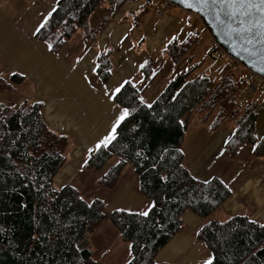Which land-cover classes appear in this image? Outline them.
Masks as SVG:
<instances>
[{
    "label": "trees",
    "instance_id": "16d2710c",
    "mask_svg": "<svg viewBox=\"0 0 264 264\" xmlns=\"http://www.w3.org/2000/svg\"><path fill=\"white\" fill-rule=\"evenodd\" d=\"M124 2L58 0L35 38L55 52L77 33L93 42ZM196 39L170 41L164 53L177 63ZM96 63L100 79L107 81L110 51L100 53ZM231 65L222 68L218 80L206 74L189 78L191 70L177 73L149 102L141 97L144 86L132 81L114 94L129 115L115 140L88 152L84 167L99 169L119 157L100 180L110 186L129 161L140 192L153 206L147 217L118 209L107 216L100 199L86 202L72 185L57 188L54 177L66 162L67 137L47 127L39 101L0 104V264H93L88 236L106 218L131 246L126 264H157L158 251L178 233L185 211L206 217L230 194L219 178L198 179L183 165L181 142L191 113L205 111L206 118L215 111L212 130L234 122L224 145L229 154L245 142L255 143L256 153L264 151V137L257 141L254 133L256 101L239 103L247 82L229 70ZM148 66L141 67L144 76ZM21 79L19 73L9 77L12 84ZM5 87L0 78V89ZM196 238L210 250L213 264H264V224L246 215L206 222Z\"/></svg>",
    "mask_w": 264,
    "mask_h": 264
},
{
    "label": "crops",
    "instance_id": "0c3cea01",
    "mask_svg": "<svg viewBox=\"0 0 264 264\" xmlns=\"http://www.w3.org/2000/svg\"><path fill=\"white\" fill-rule=\"evenodd\" d=\"M57 1L0 0V77L7 80L12 73L23 76L10 86L17 88L12 106L23 101H39L47 127L67 137L66 162L54 177L57 188L72 185L86 202L100 199L107 216L115 209L143 212L151 206V201L140 192L138 176L129 161L123 164L110 186L103 185L100 177L113 164L90 169L84 167V161L123 111L114 100L113 90L125 81H144L141 97L151 101L159 93L157 88L150 91L149 88L153 75L162 66L161 61L168 66L176 64L164 53L166 44L173 40L184 42L190 35L194 38L196 25H202L189 12L174 5L159 14L144 4L124 2L93 42L87 43L77 33L55 52L37 40L35 33ZM208 40L210 45L212 39L208 37ZM108 51L112 74L102 82L96 71V58ZM145 64L149 65L147 76L141 71ZM206 71L209 76L210 71L205 70L204 74ZM213 119L196 127H191L188 120L181 142L183 165L198 179L219 178L230 194L206 217L185 211L178 233L158 251L157 264H204L211 258V252L196 238V231L211 220L224 221L238 214L264 224V151L256 153L253 143L247 162L240 166L235 158L241 155L235 154L245 143L229 154L224 145L231 133L226 131L225 124L212 130ZM256 137L258 141L264 136ZM90 187L96 190L91 191ZM105 220L109 222L108 218ZM108 226L116 236L117 230L109 223ZM117 234L115 239H122Z\"/></svg>",
    "mask_w": 264,
    "mask_h": 264
},
{
    "label": "rangeland",
    "instance_id": "374dc122",
    "mask_svg": "<svg viewBox=\"0 0 264 264\" xmlns=\"http://www.w3.org/2000/svg\"><path fill=\"white\" fill-rule=\"evenodd\" d=\"M196 26L198 28L196 31H200V35L197 39H199L201 43H199V40L198 42L195 41L190 50L181 58L179 62L175 64V67L168 66L167 64H165L164 60H162V66L158 68L156 70V73L153 75L154 79L152 85L149 88V91L152 88H157L156 90L160 91L175 74L187 70H191L189 78H193L198 74H204L205 70H209L210 78H212L213 80H218L220 75L223 73L222 68L228 64H232L231 66H229V70L231 72L234 71L236 75L243 77L245 82H247L245 83V87H248L252 83V80L245 79V77L249 75L248 71L244 69L241 64L234 63L233 58H231L228 54H224L221 60H219L217 57H214V55L209 54V48L212 46V42L210 43V45H208V37L212 39L211 34L208 30L202 28L203 26L201 27L199 24H197ZM0 78L6 84V87L4 89H0V102L7 106H12L11 102H15V91H17V88L14 86L13 89H10L12 82H10L9 78L7 80L3 79L2 77ZM143 83L144 81L140 82L138 85L144 86ZM254 84L256 90L252 91L251 99L256 101V108L258 109V116L255 122L254 132L255 136H257L256 138L258 139L260 136H264V103L262 102L264 93L259 92V89L261 87L264 88V84L259 80H256ZM239 98H241V95L239 96ZM148 100L149 99H147V101ZM144 101L146 102V100ZM214 113L215 111L204 118V116H206L205 111H194L190 115L189 125L191 127H196L197 124H202L207 119L213 118L216 114ZM224 127L227 132L232 133L234 129V122L229 121L225 123ZM252 144V142H245V144L242 145L241 150H239V152L235 154L241 155L239 158L238 156H236L235 158L237 160V163L239 165L241 164L240 166H243V163L247 162L249 156L248 152L251 150V148H253ZM115 161L116 156H112L104 167H109L110 165L114 164ZM92 190L96 189L91 188V191ZM108 223L113 229H115L111 225L110 221ZM108 223L107 220H104L101 224H99V226H97L92 232L89 233V247L93 252V264H126L131 257L129 243L125 242L121 238L119 240V237L115 239L118 235L117 233L119 232H115L116 236L114 234H111L110 231L113 230L109 229ZM102 225H104V227H102ZM123 243L124 245H126L125 247H123ZM104 249L106 251H104Z\"/></svg>",
    "mask_w": 264,
    "mask_h": 264
},
{
    "label": "water",
    "instance_id": "95a60500",
    "mask_svg": "<svg viewBox=\"0 0 264 264\" xmlns=\"http://www.w3.org/2000/svg\"><path fill=\"white\" fill-rule=\"evenodd\" d=\"M169 1L174 6L198 14L211 37L224 48L226 54L264 78V44L259 42L258 36L243 31L248 25H241L242 17L233 18L229 15L233 10L225 8L222 4H205L199 0ZM249 40L252 43H249Z\"/></svg>",
    "mask_w": 264,
    "mask_h": 264
},
{
    "label": "snow or ice",
    "instance_id": "6c2138e0",
    "mask_svg": "<svg viewBox=\"0 0 264 264\" xmlns=\"http://www.w3.org/2000/svg\"><path fill=\"white\" fill-rule=\"evenodd\" d=\"M199 2L205 4L210 3L213 5L222 4L225 8L232 9L233 11L229 13L230 16H232L233 18H235L236 16L242 17L243 19L240 20L241 25L247 23L248 27L243 28V31L249 33L252 36H258L260 38L259 42L264 44V0H199ZM53 11H55V9H53ZM46 22L47 21H45V23ZM44 26L45 25L43 23L40 25V27ZM248 42L252 43L251 40H249ZM124 83H128V81H125ZM113 92L114 94L119 93L120 87L115 88ZM128 115L129 111L127 108L119 112V115L115 119V122L112 124L110 132L96 144L97 149L101 147H107L113 140L116 139L117 128ZM89 151L91 152L92 149H90ZM152 207L153 206H149L147 210L138 214L147 217ZM117 211L124 210L118 209ZM204 264H213L212 258L204 261Z\"/></svg>",
    "mask_w": 264,
    "mask_h": 264
},
{
    "label": "built area",
    "instance_id": "2783aa9c",
    "mask_svg": "<svg viewBox=\"0 0 264 264\" xmlns=\"http://www.w3.org/2000/svg\"><path fill=\"white\" fill-rule=\"evenodd\" d=\"M148 1V3H147ZM126 4H137V3H141V4H147L149 7L155 9L159 14L166 12L171 6H173L172 2H170L169 0H125ZM189 12V11H187ZM189 14L192 16L193 20L197 21L198 23H200L204 29L207 30L205 24L203 23L201 17L193 12H189ZM194 36L196 38H198V36L200 35V31H194ZM212 53V55H214V57H217L219 60L222 59L223 55L226 54V51L224 50V48L222 46H220L218 43L215 42V40L212 38V46L210 47V51ZM234 63H239L241 64L239 61L233 59ZM233 63V64H234ZM242 67H244V69H246L249 73V75H247L245 77V79H249L252 80V83L248 86L245 87L240 95L241 98L239 100V103L242 104L243 102H245V100H249L252 98V91L256 90L255 84L254 82L256 80H259L261 83L264 84V78L262 76H260L259 74L250 71L249 69H247L245 66H243L241 64ZM208 71L205 72L206 75H208ZM260 93H264V88L261 87L259 89ZM264 99V98H263Z\"/></svg>",
    "mask_w": 264,
    "mask_h": 264
}]
</instances>
